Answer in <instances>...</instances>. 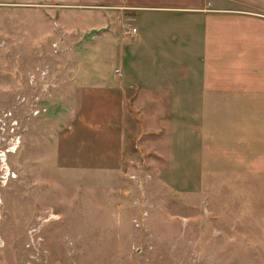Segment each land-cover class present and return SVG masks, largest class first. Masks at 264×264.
<instances>
[{
	"label": "rangeland",
	"instance_id": "1",
	"mask_svg": "<svg viewBox=\"0 0 264 264\" xmlns=\"http://www.w3.org/2000/svg\"><path fill=\"white\" fill-rule=\"evenodd\" d=\"M174 1L264 18V0ZM168 2L0 0V264H264L261 155L205 172L159 152L164 131L141 138L137 118L169 116L153 106V46L201 21L156 8Z\"/></svg>",
	"mask_w": 264,
	"mask_h": 264
},
{
	"label": "crops",
	"instance_id": "2",
	"mask_svg": "<svg viewBox=\"0 0 264 264\" xmlns=\"http://www.w3.org/2000/svg\"><path fill=\"white\" fill-rule=\"evenodd\" d=\"M49 1L77 9L139 7L131 0ZM175 3L156 8L198 13L199 29L181 34L190 24L179 22L178 31L160 40L161 52L153 46V106L169 108V116L159 118L156 112L153 118H137L141 129L148 126L141 138L154 145L149 139L164 131L159 152L181 154L193 170H253L256 156L264 161V18L251 15L255 9L249 6ZM121 37L114 39L121 42Z\"/></svg>",
	"mask_w": 264,
	"mask_h": 264
},
{
	"label": "built area",
	"instance_id": "3",
	"mask_svg": "<svg viewBox=\"0 0 264 264\" xmlns=\"http://www.w3.org/2000/svg\"><path fill=\"white\" fill-rule=\"evenodd\" d=\"M132 31L135 32L136 31V28H133ZM42 74H43V76H45L43 72H42ZM39 113H40V109H38V108L34 109V114L35 115L36 114H39Z\"/></svg>",
	"mask_w": 264,
	"mask_h": 264
}]
</instances>
